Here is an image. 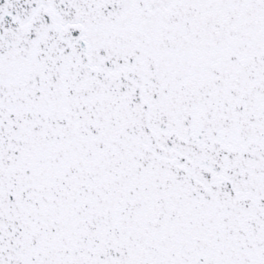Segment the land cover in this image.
Masks as SVG:
<instances>
[{
  "label": "snow or ice",
  "instance_id": "1",
  "mask_svg": "<svg viewBox=\"0 0 264 264\" xmlns=\"http://www.w3.org/2000/svg\"><path fill=\"white\" fill-rule=\"evenodd\" d=\"M0 264H264V0H0Z\"/></svg>",
  "mask_w": 264,
  "mask_h": 264
}]
</instances>
